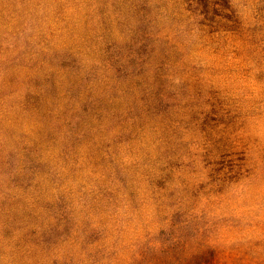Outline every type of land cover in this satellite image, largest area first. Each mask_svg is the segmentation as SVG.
<instances>
[{"label":"rangeland","instance_id":"obj_1","mask_svg":"<svg viewBox=\"0 0 264 264\" xmlns=\"http://www.w3.org/2000/svg\"><path fill=\"white\" fill-rule=\"evenodd\" d=\"M0 264H264V0H0Z\"/></svg>","mask_w":264,"mask_h":264}]
</instances>
